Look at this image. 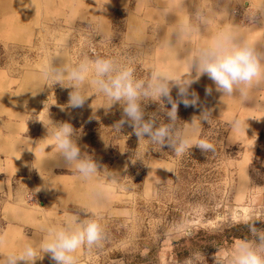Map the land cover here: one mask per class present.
<instances>
[{"label":"rangeland","instance_id":"rangeland-1","mask_svg":"<svg viewBox=\"0 0 264 264\" xmlns=\"http://www.w3.org/2000/svg\"><path fill=\"white\" fill-rule=\"evenodd\" d=\"M198 13L207 22L201 23ZM186 19L199 26L198 33L178 32ZM228 25L234 26L237 42L264 51V0H0V71L13 78L16 103L30 104L29 131L40 138L47 156L48 150L54 153L46 158L42 176L33 171L13 178L15 185H38L39 192H0V204L8 199L15 211L29 209L21 224L0 214V264L26 245L39 248L46 239L41 227H61L72 214L97 220L107 237L99 248L78 249L77 264H229L222 253L237 240L258 243L264 234V81L247 99L239 93L229 98L201 76L188 96L195 92L198 104L179 103L177 123L186 128L183 123L208 111L193 139L212 143L214 151L193 147L178 156L167 146L139 140L128 123L118 131L114 125L123 109L109 108L90 83L92 72L82 86L88 98L76 108L69 106L68 81L55 84L41 72L50 59L66 67L101 57L132 67L138 80L148 81L154 72L177 79L188 72L191 51ZM23 73L31 77L27 82L35 93L28 86L16 90ZM170 94L180 99L178 88ZM163 104L164 109L155 98L142 102L145 119L155 114L157 124L169 123L171 105ZM234 119L241 121V130L233 128ZM50 120L70 123L81 152L108 171L94 181L81 180L47 135ZM68 187L85 191L67 204ZM253 225L260 230L256 234ZM38 258L35 264H56L49 254L39 252Z\"/></svg>","mask_w":264,"mask_h":264},{"label":"clouds","instance_id":"clouds-1","mask_svg":"<svg viewBox=\"0 0 264 264\" xmlns=\"http://www.w3.org/2000/svg\"><path fill=\"white\" fill-rule=\"evenodd\" d=\"M197 15L201 23L207 22L203 14ZM199 30V26L192 24L189 19L184 20L178 28V32L185 37L198 33ZM166 44L172 47L170 40ZM185 62L188 72L177 79L154 72L148 81L138 80L134 77L132 67L120 66L113 58L101 57H85L78 65L66 67L57 66L50 59L42 66L41 72L46 81L55 84L68 81V88L72 89L69 93V106L73 108L82 107L87 100L82 86L92 72L90 83L108 99L109 108L119 104L123 109V118L114 125L118 131L123 124L128 123L139 140H147L160 148L167 146L178 156L189 153L193 147L211 152L214 151L212 143L204 139H193L201 128L200 122L207 121L209 112L204 111L201 116H194L191 123H183L187 125L186 128H181L177 123L179 103H183L185 107H195L198 104L199 97L195 92L191 93V99L188 98L189 89L204 75L213 81L215 90L222 96L231 98L239 93L242 98L247 99L250 89L264 81V52L253 45L237 42L234 26L228 25L218 30L206 46L192 50ZM172 87L178 88V101L173 100L170 94ZM211 91V88H206V93L210 94ZM152 98L159 101L163 109V100L171 105L170 110L166 111L169 123L157 124L155 114L145 119L142 102ZM50 123L52 128L51 131L47 129V135L55 141L58 155L65 165L74 168L81 180L94 181L108 171L106 168L101 170L102 166L91 155L81 152L76 131L70 123L54 124L51 120ZM232 125L235 130H241L240 120L234 119ZM145 136L147 139H144ZM41 230L46 233V239L39 248L26 245L21 253L8 255L3 264H35L39 259V252L49 254L56 264H77V258L73 254L78 249L86 247L91 251L99 248L107 238L104 226L97 220L81 219L75 214L69 215L65 225L61 227L43 225ZM250 231L256 234L260 230L253 225ZM257 239L258 243L237 240L232 250L224 251L222 255L229 258V264H264V234ZM3 243L4 240L0 237V245ZM185 264L191 262L186 260Z\"/></svg>","mask_w":264,"mask_h":264},{"label":"crops","instance_id":"crops-1","mask_svg":"<svg viewBox=\"0 0 264 264\" xmlns=\"http://www.w3.org/2000/svg\"><path fill=\"white\" fill-rule=\"evenodd\" d=\"M30 78L23 73L22 84L16 90L21 91L28 86L27 89H33L34 92V85L31 87L27 82ZM25 82L27 83L25 84ZM12 85L13 78L8 73L0 71V192H9L11 188H15L14 192L17 188H25L20 190L22 193L24 191L28 193L39 192L38 185L24 186L20 182L15 185L13 178L27 176L33 171L34 174L42 176L46 158L52 159L54 153L52 149L48 150L47 156L45 147H41L40 138L29 131V123H27L26 118L30 115V104L27 103L26 105L22 101L16 103L11 91ZM67 189L70 193L67 194L70 197L69 200L72 196L74 200L77 199L76 196L78 194L83 195L85 191V187H68ZM71 200L67 201V204L72 202ZM13 205V203L8 202V199L3 200L0 204V214L9 221L21 224L23 223V213L28 212L29 209L18 206L19 211H15L16 208Z\"/></svg>","mask_w":264,"mask_h":264}]
</instances>
